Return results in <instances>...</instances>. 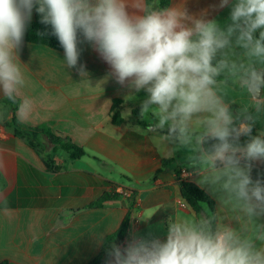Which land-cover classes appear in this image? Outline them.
Returning <instances> with one entry per match:
<instances>
[{"label": "clouds", "instance_id": "obj_1", "mask_svg": "<svg viewBox=\"0 0 264 264\" xmlns=\"http://www.w3.org/2000/svg\"><path fill=\"white\" fill-rule=\"evenodd\" d=\"M33 11L52 26L67 68L77 67L86 42L118 84L148 94L140 113L148 130L173 155L185 153L199 186L218 194L239 225L204 204L200 212L180 205L164 239L113 244L111 264H264V180L251 175L264 161V131L251 136L264 125V0H234L223 24L160 0H0V94L13 104L25 84L19 50ZM79 73L90 82L83 65ZM224 87L248 102L234 104ZM33 108L24 97L16 118L28 120ZM241 136L249 139L241 144Z\"/></svg>", "mask_w": 264, "mask_h": 264}, {"label": "crops", "instance_id": "obj_2", "mask_svg": "<svg viewBox=\"0 0 264 264\" xmlns=\"http://www.w3.org/2000/svg\"><path fill=\"white\" fill-rule=\"evenodd\" d=\"M233 2L220 7L221 0H171L169 7L182 3L189 14L223 24ZM78 47L77 67L67 68L64 50L22 42L19 59L25 84L17 99L27 97L34 104L29 119L18 120L23 130L48 127L84 148L82 158L71 160L41 131L32 140L17 136L11 122L18 106L0 94V262L90 264L106 248V264H111L113 244L123 249L134 238L164 239L168 217L177 206L189 205L181 192V171L187 169V178L196 183L199 179L183 151L173 155L148 130L149 122L140 115L148 94L129 89L127 82L118 84L110 76L111 67L86 42ZM80 65L90 82L80 77ZM222 91L234 104L248 102L231 88ZM116 100L122 101L120 109ZM116 116L123 121L116 123ZM253 128L258 135L264 131L260 123ZM164 160H170L166 167ZM263 165L254 162L251 175ZM120 189L135 194L136 207L126 238L106 246L129 212V198ZM203 189L217 202L223 223L238 227L218 194ZM107 194L115 195L92 206Z\"/></svg>", "mask_w": 264, "mask_h": 264}, {"label": "trees", "instance_id": "obj_3", "mask_svg": "<svg viewBox=\"0 0 264 264\" xmlns=\"http://www.w3.org/2000/svg\"><path fill=\"white\" fill-rule=\"evenodd\" d=\"M170 2L171 0H160V7H169ZM81 38L83 37L81 36L80 39ZM23 42H29L38 45H46L55 50H64L63 47L60 45L58 38L53 34L52 26L41 23V17L35 11H33L31 22L29 23L25 31ZM6 101L11 103L7 99ZM121 103H122L121 100H116L115 108L120 109L122 107ZM11 104L13 105L14 108H16L19 104V100L17 99L16 104L13 103ZM114 121L116 123H120L121 121H123V119L120 116H116L114 118ZM11 124L17 136L22 138H27L29 140H32L36 137L37 131H41L43 134L48 136L52 144L59 145L62 149H64L69 154V158L71 160L82 158L87 154L84 148L72 143L69 140H63L59 138L58 136L54 135L51 129L48 127H41L38 128L37 130L32 128L23 130L15 115L12 119ZM257 135L258 134L256 133L255 129L252 128L251 136H257ZM248 139L249 137L243 136L240 138L239 142L241 144H244ZM32 146L38 148L35 144H32ZM169 163L170 160H164L163 166L166 167L168 166ZM252 178L254 180L255 179L264 180V165L262 167H257L254 169ZM181 192L185 201L196 212H200L202 210L201 205L204 204L209 208V210L216 213L217 202L207 191L201 188L194 181L193 177L181 180ZM114 195L113 194L104 195L101 199L96 201L92 206L94 207L101 206L105 200L112 198ZM135 207H136V197L134 193H131V196L129 197V212L127 213L116 235L107 239L106 246H108V244H110L113 239L124 240L126 238L129 231V224H130L132 211L135 209ZM106 263H107V251L105 248V250L101 253V255L98 256L96 259H94L90 264H106ZM0 264H9V263L5 261V262H0Z\"/></svg>", "mask_w": 264, "mask_h": 264}, {"label": "built area", "instance_id": "obj_4", "mask_svg": "<svg viewBox=\"0 0 264 264\" xmlns=\"http://www.w3.org/2000/svg\"><path fill=\"white\" fill-rule=\"evenodd\" d=\"M181 174H182L183 179H186L190 175L187 169H183L181 171ZM120 192L127 198L131 196V193L129 191L120 189Z\"/></svg>", "mask_w": 264, "mask_h": 264}]
</instances>
